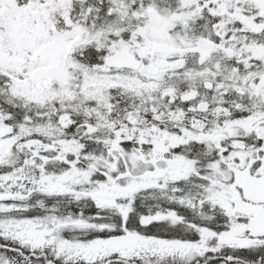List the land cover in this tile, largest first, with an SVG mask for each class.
Returning a JSON list of instances; mask_svg holds the SVG:
<instances>
[{
    "label": "snow or ice",
    "instance_id": "6c2138e0",
    "mask_svg": "<svg viewBox=\"0 0 264 264\" xmlns=\"http://www.w3.org/2000/svg\"><path fill=\"white\" fill-rule=\"evenodd\" d=\"M0 264H264V0H0Z\"/></svg>",
    "mask_w": 264,
    "mask_h": 264
}]
</instances>
